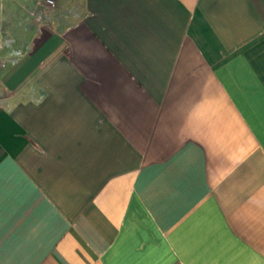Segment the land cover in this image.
<instances>
[{
	"label": "crops",
	"instance_id": "crops-1",
	"mask_svg": "<svg viewBox=\"0 0 264 264\" xmlns=\"http://www.w3.org/2000/svg\"><path fill=\"white\" fill-rule=\"evenodd\" d=\"M0 0V264H264V0Z\"/></svg>",
	"mask_w": 264,
	"mask_h": 264
},
{
	"label": "built area",
	"instance_id": "built-area-1",
	"mask_svg": "<svg viewBox=\"0 0 264 264\" xmlns=\"http://www.w3.org/2000/svg\"><path fill=\"white\" fill-rule=\"evenodd\" d=\"M45 3L48 4V5H52V0H45Z\"/></svg>",
	"mask_w": 264,
	"mask_h": 264
}]
</instances>
